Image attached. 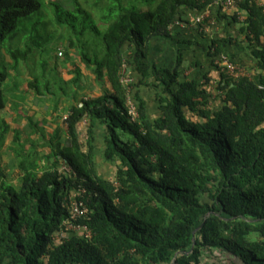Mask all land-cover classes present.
Listing matches in <instances>:
<instances>
[{
	"label": "trees",
	"instance_id": "trees-1",
	"mask_svg": "<svg viewBox=\"0 0 264 264\" xmlns=\"http://www.w3.org/2000/svg\"><path fill=\"white\" fill-rule=\"evenodd\" d=\"M141 1L146 8L136 0H105L106 28L93 26L101 51L81 52L104 90L71 107L65 119L71 145L53 150L52 157L67 160L75 174L56 165L40 175L26 172L20 186L0 193V264H264V7L257 0L238 4L257 80L221 72L219 96L211 103L199 79L185 78L177 66L150 63L148 43L171 36L181 8L210 5L211 16L221 7L215 0ZM42 3L0 0V50ZM225 43L208 41L212 60ZM18 55L13 51L10 58ZM123 63L138 74L129 85L139 112L134 120L120 80ZM6 77L1 71L0 109ZM140 85L154 91V117ZM84 115L89 134L94 120L102 124L103 159L115 165L111 177L98 171L93 136L85 151L79 146L76 124ZM74 199L85 205L76 219ZM70 224L87 226L91 237Z\"/></svg>",
	"mask_w": 264,
	"mask_h": 264
},
{
	"label": "crops",
	"instance_id": "crops-1",
	"mask_svg": "<svg viewBox=\"0 0 264 264\" xmlns=\"http://www.w3.org/2000/svg\"><path fill=\"white\" fill-rule=\"evenodd\" d=\"M257 2L264 7V0H257ZM208 9L211 11L210 8ZM204 10L192 11L181 8L170 24L171 36H157L149 40L148 60L157 66H177L185 78L199 79L207 86V89L209 88V92L211 91V103H213L218 99L215 86L218 84L221 72L214 64V59L212 60L208 55L206 47L209 40L225 39L224 54L233 57L234 61L246 71L245 74L253 79L257 80L260 71L254 68L250 46L240 30L241 22L245 17L243 10L238 6L221 7L220 14L213 13L207 21L206 29L201 31L194 19ZM235 14L238 22L231 17ZM68 45L71 52L66 53L62 50L61 55L57 54V57L65 56V60L55 65L58 77L56 84H54L56 79L52 83H41L30 71L21 68L6 70L7 77L1 86L4 106L0 109V193L8 185L20 186L26 172H37L40 175L54 165L59 167L60 159L52 157L53 150L57 146L65 148L71 145L63 116L70 113L73 105H80L83 99L97 97L104 90L99 83L95 82L93 67L84 62L72 42H68ZM126 49L127 46L124 48L125 54L129 53ZM60 50L58 48L57 52ZM3 56L6 57L5 53ZM9 57L8 60L12 63ZM126 70L133 81L137 79V73L129 67ZM18 76L19 80L6 88L7 82ZM146 80L150 82L153 79L146 78ZM57 85L58 88H56ZM106 88L110 89L108 83ZM139 89L141 97L147 101L149 114L152 117L156 116L154 91L146 85H140ZM130 98L132 99L131 94ZM89 127L90 118L84 115L76 124L79 146L85 151L88 140L93 136V157L96 166H112L110 175H113L114 163L106 162L102 155L104 149L102 124L94 120L91 134H89ZM93 131L94 134H92Z\"/></svg>",
	"mask_w": 264,
	"mask_h": 264
},
{
	"label": "rangeland",
	"instance_id": "rangeland-1",
	"mask_svg": "<svg viewBox=\"0 0 264 264\" xmlns=\"http://www.w3.org/2000/svg\"><path fill=\"white\" fill-rule=\"evenodd\" d=\"M41 9L29 18L22 19L17 24V33L13 38H7L0 50V72L9 68H21L34 74L41 83L54 82L57 80L55 65L65 56L57 57L60 48L66 53L71 52L68 42H72L77 53L87 52L94 55L100 52V36L94 29L106 28V21L102 15L107 12L105 0H41ZM130 5V0H123ZM136 5L146 8L141 0H136ZM144 3V2H143ZM155 5V4H153ZM86 10L90 17H86ZM19 53L12 63L8 60L10 53ZM6 55L4 57L3 55ZM10 58V57H9ZM56 63V64H55ZM62 64V62L60 63ZM240 66V65H239ZM242 69L243 67L240 66ZM244 72H246L243 69ZM125 70V75H127ZM19 76L7 82L6 88L11 87ZM133 81V78L131 77ZM131 81V82H132ZM58 88V85L56 86ZM130 91V89H129ZM102 160H100L101 162ZM103 162V161H102ZM103 165V164H102ZM98 171L105 177H111L112 166H97Z\"/></svg>",
	"mask_w": 264,
	"mask_h": 264
},
{
	"label": "built area",
	"instance_id": "built-area-1",
	"mask_svg": "<svg viewBox=\"0 0 264 264\" xmlns=\"http://www.w3.org/2000/svg\"><path fill=\"white\" fill-rule=\"evenodd\" d=\"M243 0H215L214 5H217L222 8H231V7H237L239 2ZM211 9L210 5L205 8L203 12L198 14L195 17V23H197L200 26V30H205L208 22L210 20V13L209 9ZM207 23V24H206ZM62 51L58 52V55H61ZM214 64L217 66V68L220 70V72H225L231 76L238 77L242 76L245 74L243 69L233 60H231L226 54L221 53L218 54L214 58ZM127 66L125 63L122 65V69L120 71V80L123 83L124 86H126V96H127V103H128V112L131 114L132 119H137L139 116L138 108L136 103L130 98V93H129V85L131 83V77L125 75V70ZM68 117V114H65L63 116V119L65 120ZM59 172L61 173H67V174H75L73 167L68 163L67 160L64 158L60 159V165H59ZM84 192V188H79V195L80 193ZM85 213V205L84 202L81 199H74L71 204V217L73 219H76L77 217L83 215ZM70 229L75 230V231H81L84 236L90 238L91 237V232L87 228V226H75L70 224L68 226Z\"/></svg>",
	"mask_w": 264,
	"mask_h": 264
}]
</instances>
